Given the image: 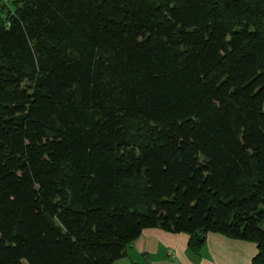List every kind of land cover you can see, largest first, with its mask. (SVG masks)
Masks as SVG:
<instances>
[{
    "label": "trees",
    "instance_id": "16d2710c",
    "mask_svg": "<svg viewBox=\"0 0 264 264\" xmlns=\"http://www.w3.org/2000/svg\"><path fill=\"white\" fill-rule=\"evenodd\" d=\"M8 5L0 264H113L149 229L264 264V0Z\"/></svg>",
    "mask_w": 264,
    "mask_h": 264
},
{
    "label": "crops",
    "instance_id": "0c3cea01",
    "mask_svg": "<svg viewBox=\"0 0 264 264\" xmlns=\"http://www.w3.org/2000/svg\"><path fill=\"white\" fill-rule=\"evenodd\" d=\"M189 245L190 237L185 233L149 229L113 264H250L258 252L253 243L220 234L207 235L200 255H195Z\"/></svg>",
    "mask_w": 264,
    "mask_h": 264
},
{
    "label": "rangeland",
    "instance_id": "374dc122",
    "mask_svg": "<svg viewBox=\"0 0 264 264\" xmlns=\"http://www.w3.org/2000/svg\"><path fill=\"white\" fill-rule=\"evenodd\" d=\"M1 4H2V0H0V21H1V19H3L5 17V13L2 12V6H1ZM8 6H9L10 9H13L14 8L13 7V0H12V2L9 1V5Z\"/></svg>",
    "mask_w": 264,
    "mask_h": 264
},
{
    "label": "built area",
    "instance_id": "2783aa9c",
    "mask_svg": "<svg viewBox=\"0 0 264 264\" xmlns=\"http://www.w3.org/2000/svg\"><path fill=\"white\" fill-rule=\"evenodd\" d=\"M2 3L7 5V3L9 4V1L8 0H2Z\"/></svg>",
    "mask_w": 264,
    "mask_h": 264
}]
</instances>
